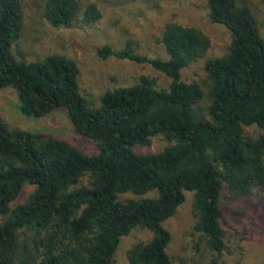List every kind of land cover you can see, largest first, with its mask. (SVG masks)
<instances>
[{
    "label": "trees",
    "instance_id": "trees-1",
    "mask_svg": "<svg viewBox=\"0 0 264 264\" xmlns=\"http://www.w3.org/2000/svg\"><path fill=\"white\" fill-rule=\"evenodd\" d=\"M35 2L53 27L91 25L103 15L89 0ZM206 3L231 43L207 59L204 80L186 81L183 69L205 57L211 38L171 21L160 37L168 57L140 53L130 41L98 49L104 58L150 64L169 85L144 74L105 91L93 106L81 91L76 59L19 54L24 0H0V89L17 91L26 116L64 108L75 133L96 146L86 152L71 138L12 127L0 113V264H113L122 238L137 227L152 237L129 248L130 264H178L168 251L166 221L186 191L195 194V230L219 254L226 247L224 191L264 203V36L247 0ZM252 125L263 132L246 134ZM158 136L168 144L140 149ZM27 184L35 188L20 201ZM151 190L157 192L142 196ZM126 192L140 197L120 199Z\"/></svg>",
    "mask_w": 264,
    "mask_h": 264
},
{
    "label": "rangeland",
    "instance_id": "rangeland-1",
    "mask_svg": "<svg viewBox=\"0 0 264 264\" xmlns=\"http://www.w3.org/2000/svg\"><path fill=\"white\" fill-rule=\"evenodd\" d=\"M102 10V18L91 25L53 27L46 20L42 8L35 0H24L25 21L17 51L26 58L42 59L50 53L68 55L79 63L80 86L83 95L93 106H99L105 91L120 85H130L144 74L156 79L159 87H167L169 77L150 64L138 63L115 56L101 57L98 49L105 44L122 48L132 42L136 50L150 56L168 57L160 41L167 23L174 21L203 30L212 45L205 57L183 69V79L202 81L206 77L205 62L225 54L231 43L230 30L223 24L211 21L206 0H89ZM256 14L264 36V0H247ZM0 113L12 127H23L37 133H51L71 138L86 152L96 149L94 142L73 129L63 108L51 114L34 118L21 113L17 91L0 89ZM256 125L245 127L249 135L261 134ZM168 142L155 137L144 151H158ZM35 186L27 184L19 200H24ZM151 190L142 196L154 195ZM140 197L133 192L120 194V199ZM194 191H186V200L174 217L166 221L173 234L168 249L178 264H264V203L258 196L235 198L228 191L223 194L224 214L222 224L226 232V247L219 254L208 248L195 230L196 213ZM152 232L145 227L134 228L121 240L113 264H130L129 248L146 241Z\"/></svg>",
    "mask_w": 264,
    "mask_h": 264
}]
</instances>
